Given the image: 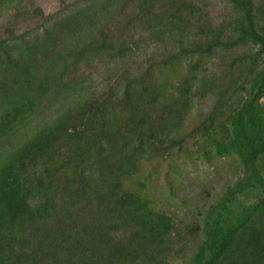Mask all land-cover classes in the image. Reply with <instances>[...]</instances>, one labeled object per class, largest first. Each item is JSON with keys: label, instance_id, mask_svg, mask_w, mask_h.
Masks as SVG:
<instances>
[{"label": "trees", "instance_id": "trees-1", "mask_svg": "<svg viewBox=\"0 0 264 264\" xmlns=\"http://www.w3.org/2000/svg\"><path fill=\"white\" fill-rule=\"evenodd\" d=\"M54 1L0 0V264H264V0ZM229 158L184 229L125 186Z\"/></svg>", "mask_w": 264, "mask_h": 264}, {"label": "rangeland", "instance_id": "rangeland-1", "mask_svg": "<svg viewBox=\"0 0 264 264\" xmlns=\"http://www.w3.org/2000/svg\"><path fill=\"white\" fill-rule=\"evenodd\" d=\"M40 2L47 10L55 6L54 0H40ZM222 8L221 0H213L211 3L214 17L222 11ZM3 20L4 18H0V23ZM159 46L155 44L143 46L135 60L138 62L152 56ZM182 67L183 65H180L177 71H165L160 76L181 73ZM89 71L94 86L104 82V77L107 75L106 67L95 65ZM155 76L159 77V74ZM207 107L205 102L197 105L191 112L187 126H193L197 112ZM239 171L240 167L232 158L217 161L212 165L183 162L180 159L167 160L142 165L141 172L127 179L125 186L135 188L139 194L147 196L154 208L165 209L172 213L177 225L184 229L200 220L202 212L216 200L227 185L236 180ZM137 182H143L145 185L137 188ZM194 242L188 241V244L192 245ZM190 249V247L187 248L186 255L189 254ZM174 264H184V262L180 259L175 260Z\"/></svg>", "mask_w": 264, "mask_h": 264}]
</instances>
